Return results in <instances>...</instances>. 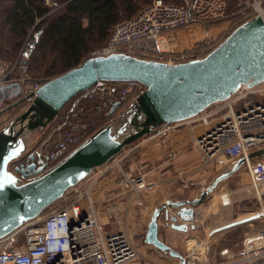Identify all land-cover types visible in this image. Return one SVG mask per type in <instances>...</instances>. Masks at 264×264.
Returning a JSON list of instances; mask_svg holds the SVG:
<instances>
[{
    "label": "built area",
    "instance_id": "1",
    "mask_svg": "<svg viewBox=\"0 0 264 264\" xmlns=\"http://www.w3.org/2000/svg\"><path fill=\"white\" fill-rule=\"evenodd\" d=\"M228 1L180 0L177 4L153 0L135 17L119 23L107 44L93 52L90 58L123 54L170 65L202 59L216 47L205 55L202 52L194 53L193 46L178 49L181 44L179 34L191 26L199 28L202 34L207 33L211 23L226 18ZM235 9L244 24L256 17L262 18L264 0H236ZM36 39L34 36L26 40L17 64L9 68L0 63V88L16 84L23 94L22 81L12 79V72L15 68L26 72V66H20V62L24 55L32 53ZM208 39L205 36L199 43H206L204 41ZM119 85L126 86L119 88ZM41 86L33 82L29 89V100L36 98V92ZM146 92L147 87L136 81H98L80 92L79 100L99 94L101 104L96 110L105 111L116 103L120 107L129 104V101ZM70 111L72 117L76 118L83 113L82 110L74 112L75 108ZM181 128L188 129L189 146L197 153L201 168L213 164L224 168L227 165L233 166L240 159L244 160L239 171L246 172L249 186L223 194V204L229 203L228 196L244 192L249 198L255 199L260 207L258 213L247 217L248 221H256L260 216L262 222V228L243 236L237 251L221 249L219 261H214L211 253L213 237L201 241L194 239L190 245L187 244L182 255L185 264H264V161L258 160L264 155L249 158L264 150V82L253 87L242 85L229 99L213 104L192 119L160 125L148 138L134 142L127 151L128 146L103 166L94 168L40 216L0 240V264H157L155 259L147 257L132 242L126 212L119 216L111 205L108 221L101 220L95 192L97 183L102 180H106V186L117 185L121 193L127 195L123 203L128 212L129 207L138 204L151 188L144 164L132 154L147 140L165 145ZM76 129L71 127V130ZM82 142L65 132L57 138L54 146H39L13 162L10 171L16 174L15 170L20 167L19 161H22L23 166L30 164L28 159L32 155L37 167L42 166L41 173L48 172ZM176 155V152L169 150L167 160L172 161ZM126 161L128 165L123 166ZM110 201L108 198L107 203Z\"/></svg>",
    "mask_w": 264,
    "mask_h": 264
},
{
    "label": "water",
    "instance_id": "2",
    "mask_svg": "<svg viewBox=\"0 0 264 264\" xmlns=\"http://www.w3.org/2000/svg\"><path fill=\"white\" fill-rule=\"evenodd\" d=\"M24 55L20 66L29 58ZM98 81H136L147 87L127 108L64 157L48 172L41 173L34 157L31 162L10 171V165L28 152V138L42 131L68 102ZM264 82V14L237 27L217 48L202 59L170 65L132 58L123 54L90 58L78 67L44 83L28 109L0 130V240L40 216L59 201L71 187L86 178L94 168L110 161L125 147L160 125L192 119L215 103L223 102L242 85L253 87ZM14 88L15 93H6ZM18 85L0 88V105L19 98ZM114 104L107 116L119 109ZM264 155V150L250 159ZM244 160L191 201H167L154 209L147 225L144 243L185 264L184 258L158 238V219L164 213L170 229L187 233L194 208L217 186L237 173ZM169 211L174 212L170 214ZM178 220L181 223H178ZM235 221L227 227L247 222ZM190 228H193L191 225Z\"/></svg>",
    "mask_w": 264,
    "mask_h": 264
},
{
    "label": "trees",
    "instance_id": "3",
    "mask_svg": "<svg viewBox=\"0 0 264 264\" xmlns=\"http://www.w3.org/2000/svg\"><path fill=\"white\" fill-rule=\"evenodd\" d=\"M163 1L180 3V0ZM152 2L153 0H0V63L4 65L6 59L11 63L26 40L36 36V45L28 58L26 72L34 81L43 85L88 60L93 52L107 44L119 23L132 19ZM231 2L237 14L236 0H229L228 5ZM241 24L242 22L239 25ZM79 96L80 94L76 95L62 108L60 119L51 129L53 135L65 129L62 126L66 123L63 122L73 118L72 112H69L72 108L86 113L79 129L81 142L110 120L111 116H107L109 110L98 112L91 102L79 100ZM66 132L77 135L69 132L68 128Z\"/></svg>",
    "mask_w": 264,
    "mask_h": 264
},
{
    "label": "crops",
    "instance_id": "4",
    "mask_svg": "<svg viewBox=\"0 0 264 264\" xmlns=\"http://www.w3.org/2000/svg\"><path fill=\"white\" fill-rule=\"evenodd\" d=\"M189 142L190 136L188 129L181 128L165 145H160L153 140H147L143 143L139 150L132 154L136 160H140V162L144 164L145 170L148 173L147 180L151 184L150 190L143 196L145 209L142 217H144L145 211L152 209L154 211L155 208L161 206L167 201H191L198 198L200 193L207 186H209L217 176L227 172L232 167L231 165H227L224 168H219L213 164L206 168H201L199 166V157L189 146ZM169 150H173L177 153L176 157L172 161L167 160V152ZM239 172L235 173V175L231 176L227 180H224L217 186L216 189L219 187H226L227 182L234 176H237ZM223 183L225 184L223 185ZM97 184L98 186L95 195L99 204L101 220L103 222L108 221L110 206L113 205L115 207L114 212L119 216H121L120 213L122 214L123 212L124 214L126 212L128 216V224H130L129 218L134 212L137 203L136 205L129 207L127 212V208L123 203L127 198V195H123L117 185L106 186V180H102ZM214 191L209 194L199 206L194 208L193 222L188 224L187 233H181L170 229V222L165 220L164 213L162 212L158 219V238L170 248L179 247V252L177 250L176 251L182 256L185 253L187 244L190 245L194 239L201 241L205 239L208 240V237H213V249V247L216 246L218 237L221 234L227 233L230 230L245 224H248L249 227L253 226L252 222L254 221H247L239 225L227 227L229 224L239 220V218H233L230 221L222 223V219H227L229 216L233 215V210L228 211L223 209L218 202V198H210V195H212ZM242 193L240 194L243 195V197H241L242 200L249 198L246 196V193ZM108 198L111 199L110 203H107ZM169 213L174 214L172 211H169ZM229 213H231V215H229ZM251 214H253V212H249L245 215V217L240 218L247 219V217H250ZM178 223H181V221L178 220ZM191 225L193 228H190ZM212 231L213 233L209 235ZM159 234H163L165 239H161ZM139 249L150 259H153L151 255H154L155 253L160 255V258L161 255H164L160 254L161 252L156 251L148 245ZM154 261L157 264H165V262L161 261V259ZM176 264H178V260H176Z\"/></svg>",
    "mask_w": 264,
    "mask_h": 264
},
{
    "label": "rangeland",
    "instance_id": "5",
    "mask_svg": "<svg viewBox=\"0 0 264 264\" xmlns=\"http://www.w3.org/2000/svg\"><path fill=\"white\" fill-rule=\"evenodd\" d=\"M231 3H229L228 5L226 18H224L222 21L217 22L216 24L208 28L207 33L202 34L200 29L197 28L196 26H191L187 29L182 30L179 34L181 44L178 46V49L189 48L193 46L192 50L194 53L199 54L200 52H202L204 53L203 55H205L211 49H214L215 47L217 48L227 38V36H229L231 32H233V30H235L237 27L240 26L239 24L242 21V18L240 17L241 15L238 14L237 16L236 12H234V9H233V3L232 5ZM205 36L209 38L208 40L204 41L206 43H201V42L199 43V41L205 38ZM19 55H20V51L17 57H15V59L11 63H9V59L4 58L7 60L5 61L6 63L4 65L10 68V66L17 64L20 58ZM15 70H17V72H15ZM12 73H13L12 79L22 81L21 86L23 89V94L20 95V92L16 93L14 97H17V95H20V97L17 100L15 99L13 101H7L2 106L0 105L1 106L0 107V130L4 128L6 125H8L9 123H11L12 121H14L16 118H18L22 113H24L34 101V100H29L28 96L30 95L31 90L29 89L31 85L33 84V82H36V81H34L27 72L23 73L22 71H19L18 68H15ZM125 86L126 85H119V88H124ZM15 92L16 91L14 88L6 89V93H15ZM0 97H1V94H0ZM80 100L91 102V105L93 108H95V110L101 104V96L99 94H94L91 97L80 98ZM131 102L129 101L128 103L130 104ZM129 104L121 105V107H119L116 113L113 116H111L110 120L105 122L101 127H103L109 121L114 119L117 116V114L121 112L122 110H124L125 108H127ZM76 109L74 112H76ZM60 111L56 114L54 119L50 121L44 129H42V131L35 133L34 135L28 138L29 147H28L27 153H29L33 149L39 146H42V145H44V148L46 146H49V144L54 146V142H57V138L61 135L63 136L67 128L71 130V127L72 128L77 127L76 130H71V132L75 133V135L77 134L76 137L81 140L79 129L80 127H82L81 119L84 117V115L86 116V113L83 112L82 115L79 116L78 118L74 116L68 122H63V123H66L64 126H62L65 129L64 130L61 129L60 135H58L57 132L56 134L53 135L51 129L54 127V123L60 119V116H61ZM59 122H62V121H59ZM149 135H145L141 137L140 139H138L137 141L139 140L143 141L144 139L148 138ZM133 143L130 144L127 148L125 147L126 148L125 151H127V149H129L130 146L133 145ZM258 160L264 161V157H260L258 158ZM128 163L129 162L127 161L124 162L123 166H127ZM240 172L238 173L237 176H234L231 180L227 182L226 187L225 186L223 188L219 187L218 189L214 191L212 195H210V198L212 199L215 197L218 198V202L220 206H222L223 209H226L228 211L233 210V215L229 213V215L231 216H229L227 219L225 218L222 219L221 220L222 223H225L226 221H230L233 218L240 219V217H245V215H247L249 212L258 213L259 211L260 207H259L258 202L253 198H247L246 200H242L241 197H243V195H237V196H232V197L228 196L229 200L227 201H229V203L227 205L223 204L224 200L221 197L223 194H227V193L230 194L231 192H235L236 190H241L249 186V178L247 177L248 175L246 174L245 171L241 170ZM224 184L225 183H223V185ZM242 194H244V192ZM143 200L144 199L142 198V200L138 202V204L136 205L134 212L129 218L130 224H128V230H129V235L131 237V240L133 243H135V245L138 248L146 247V245L144 244V236H145L144 234L146 233V228L150 221L152 211H153V209L145 211L144 217H142L143 211L145 209V204ZM260 218L261 217L258 216V220L252 222L253 223L252 227H249L248 224H245L243 226L236 227L227 233L221 234L218 237L216 246L213 247L212 252H211L213 256V260L214 261L220 260L219 251L222 248H231V250L233 249L234 251H237L238 247H240L239 242L241 241L244 234L246 233L248 234V233L254 232L262 228V222L260 221ZM159 237L163 240L165 239V236L163 234H159ZM172 249L175 251L176 250L178 251L179 247H175ZM163 256L164 255H161V258H160V255L156 253L154 255H151L153 259L155 260L161 259V261H164L165 264H176L175 259L168 257V255H165L164 257Z\"/></svg>",
    "mask_w": 264,
    "mask_h": 264
},
{
    "label": "flooded vegetation",
    "instance_id": "6",
    "mask_svg": "<svg viewBox=\"0 0 264 264\" xmlns=\"http://www.w3.org/2000/svg\"><path fill=\"white\" fill-rule=\"evenodd\" d=\"M17 99H18V98H16V100H17ZM11 101H13V100H11ZM5 102H7V101H4L3 104H4ZM3 104H2V105H3ZM2 105H1V106H2ZM1 106H0V107H1ZM19 162H20V164H19L20 167L23 166L22 161H19ZM35 163H36V162H35Z\"/></svg>",
    "mask_w": 264,
    "mask_h": 264
},
{
    "label": "bare ground",
    "instance_id": "7",
    "mask_svg": "<svg viewBox=\"0 0 264 264\" xmlns=\"http://www.w3.org/2000/svg\"><path fill=\"white\" fill-rule=\"evenodd\" d=\"M234 31V30H233ZM232 33V32H231ZM228 37V36H227Z\"/></svg>",
    "mask_w": 264,
    "mask_h": 264
}]
</instances>
